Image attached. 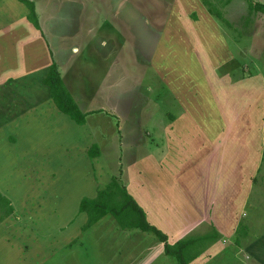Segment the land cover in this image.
Instances as JSON below:
<instances>
[{
    "label": "rangeland",
    "instance_id": "obj_1",
    "mask_svg": "<svg viewBox=\"0 0 264 264\" xmlns=\"http://www.w3.org/2000/svg\"><path fill=\"white\" fill-rule=\"evenodd\" d=\"M15 1L10 3L9 0H0V21L4 22V27L0 25V58L5 63L7 76L13 74V77L20 74L6 86L0 87V92L11 90L14 93V96L5 99L0 93V103L4 102L3 107L6 108L11 106L7 105L6 101L12 104L23 96L34 94L39 88L35 86L38 84L32 80L30 67H28L29 55L33 52L29 45H33L31 42L28 45L26 43L28 38L26 33L30 32L33 35L38 28L35 29L29 25L30 11L26 9L27 5L18 0ZM32 1H36L35 11L38 19L44 22L47 17L54 23L52 28L55 29L56 37H67L63 33L64 30L78 27L74 15L77 9L82 13L79 17L80 32L77 37H71L73 43L68 42L66 48V51L71 54L73 46L77 44L78 51L75 54H78V57L60 56L61 60L58 59L56 64L66 86L74 92L76 90L77 101L84 111L98 112L88 116L86 126L76 127H78L77 131L83 133L91 129L99 134L100 130H104L106 136L104 141V136H100L101 146L99 147L106 166L111 170L118 174L119 172L127 173L130 160L135 154L139 161L148 154L160 156L166 148V127L172 126L178 133L179 128L174 121L180 124L182 121L185 123V118L181 120V115L185 113L200 125L205 124L212 130L221 128L222 142L225 141L229 149L227 153L231 160L228 159L227 163L230 167L223 169V164L220 167L219 164L210 161L205 169V175L195 170H192L189 175L186 173L183 175L181 173L184 169H182L179 176H176L174 171L169 174L165 171L160 175L169 181L166 183L167 187H163L164 190H171L173 186H178L182 197L189 200L188 194H184V185H176L175 179L199 178V181L203 183L202 190L207 194L201 199H210L207 185L215 180L218 172H221L222 177L233 179L243 173L245 174L242 176L253 173L254 168H251V165L254 162V151H248L236 162H233L235 156L231 151V148L234 149L236 146L235 136L242 135L245 142L253 134L252 128L244 119L236 121V117L247 115L252 108L251 104L234 102L236 97L241 100L236 90L239 87H245V81L251 80L261 86L258 79L264 78V15L251 14L246 0H233L227 6L224 5L225 0H208L212 3V7L208 9L210 14L202 0L195 4V9L190 8L185 12L186 8H184L181 12L183 14H178L179 7L175 8L177 11H172L169 5H163V3L170 4V0H129V6L136 11L133 14L144 16L131 17L130 24L124 23L121 17L117 20L114 17L115 9L112 6L109 7L106 0H77L82 4L77 6L71 5V0ZM252 1L264 3V0ZM170 11L176 19L172 23L170 21L165 24L163 16L167 13L169 17ZM198 11L201 17L206 18L205 22L200 20V23H196ZM123 15H126L125 12ZM246 17L252 19L247 28L244 21L249 22V18ZM40 27L42 28V25ZM14 29L19 30L20 35L13 34ZM42 30L44 31L43 28ZM95 33L97 39L91 42L92 35ZM103 41H107L106 44ZM18 51L20 59L17 56ZM10 57L13 58L10 59ZM75 63L81 64L84 69L79 70V67L72 66ZM70 64L71 68L68 67ZM73 74H75L74 83ZM74 84H76L75 90ZM4 87H7V90ZM12 107L19 117L24 114L23 111H29L27 106L23 109ZM5 121V117L0 113V125H4ZM255 128L258 126L255 125ZM41 131L43 134H50L51 128ZM6 134L7 129L3 132L4 141ZM135 135H141L142 141L139 142ZM50 136L54 137V135ZM230 140L232 146L229 145ZM5 142L13 143L9 139ZM24 145H27V149L23 147ZM35 147L36 142L27 143L23 138L19 139V143L10 148L13 156L2 162L0 173H5L6 166H12V170L20 166L22 170L24 165L38 162L40 158ZM86 151L82 152V156L87 159ZM241 162L243 163L240 168L235 167ZM72 164L71 158L68 159L63 164L62 170L67 203L81 195L80 191L85 189V183L81 186L77 184L75 187L70 183L73 175H71L72 170L68 169H72ZM82 165V168H85V163ZM17 172L19 170H15L14 174ZM118 174H115L118 180L127 184ZM155 182V179L149 180L146 176L149 187ZM258 182L259 185L254 189L252 198L257 197V188L264 185V160ZM53 183L50 181L42 190L47 193ZM192 187L194 185H191ZM22 195L21 193V197L17 198V204L19 200L23 204L26 201L39 199V196L35 199L27 196L29 199L24 200ZM38 201L41 205L43 204L42 198ZM1 210L3 213L9 212L8 207L3 203ZM28 212V208L25 207L24 212L21 213V221L26 218ZM64 214L65 217H69L74 214V209L71 211L65 208ZM16 222V219L13 220V223L16 224ZM106 223H108L107 218L101 221L99 227ZM41 230L42 233L43 229ZM93 231H95L91 233L93 236L90 234L84 237V246L81 245L83 238L79 240L81 247L79 250L75 249L76 246L69 248L67 245L64 247L55 245L53 241L51 248L38 249V251L42 250L37 256L41 263L36 264H112L113 261L110 258L114 249L117 250V256L123 255L122 259L123 257L127 259L130 255L131 264H139L140 261L141 264H148L143 263V256H146L148 261L153 258L152 264H177L176 258L165 255L160 240L152 233L143 231L138 233L137 229H131L130 236L133 239L136 237L137 241L135 244L131 242V249H129L125 248L122 240L124 235L128 236L126 231H103L98 227ZM209 234L207 225L201 224L196 233L189 236V239ZM43 241L46 245L47 241L44 239ZM114 244H119V248H116ZM128 249L129 253L125 254ZM228 254L231 253L228 252ZM223 259L218 257L222 264L234 262L233 256L228 257L227 262L222 261ZM34 260H36L35 255ZM133 260L137 262L134 263ZM237 260L242 262L238 264L248 262L243 258Z\"/></svg>",
    "mask_w": 264,
    "mask_h": 264
},
{
    "label": "crops",
    "instance_id": "obj_2",
    "mask_svg": "<svg viewBox=\"0 0 264 264\" xmlns=\"http://www.w3.org/2000/svg\"><path fill=\"white\" fill-rule=\"evenodd\" d=\"M30 1L33 2L32 0ZM190 1H195V3H190ZM9 2L13 3L16 1L9 0ZM18 2L20 1L18 0ZM47 2L51 1L47 0ZM106 2L109 7L112 6L115 9L114 17L117 20L119 17L123 18L124 23L130 24L131 17H144L133 14L136 11L129 6V0H106ZM35 3L36 1L33 2L34 5ZM70 3L76 6L82 5L77 0H71ZM198 3L199 0H170V4L163 3V5H169L172 11H177L175 8L179 7L180 12L178 14H183L181 12L184 8H186L185 12L190 8L195 9V4ZM126 4L127 6H125ZM85 5L87 6V3ZM26 9H28L27 6ZM206 9L209 12L207 7ZM124 12L126 15H123ZM81 14V11L77 9L74 20L78 27L64 30L63 33L67 37L54 36L55 29L52 28L54 23L47 17L43 22L38 19L37 15L38 29L28 17L29 25H32L37 30L33 35L30 32L26 33L28 36L27 45L30 42L33 45H29L33 52L29 55L28 67H30L32 80L38 84L35 86H39V88L34 94L23 96L12 104L6 101L7 105H11L8 108L3 107L4 102L0 103V113L6 119L5 123L2 122L5 126L0 125V167L5 159L13 156L10 148L16 146L19 143V139L22 138L27 143L36 142L35 149L40 158L38 162L24 165L22 170H20V166H16L14 170L11 169L12 166H6L5 173H0V264H33V261H35L34 264L41 263L37 256L40 255L42 250L38 251V249L51 248L52 241L55 245L63 247L66 245L69 248L76 246L75 249L79 250L81 249L79 240L83 238L81 245L84 246L85 236L93 234L95 232L93 230L97 227L102 228L103 231H126L128 236L124 235L122 239L125 248L131 249L130 243L133 242L135 244L137 241L136 237H134L136 239L134 241L132 236H130L131 229L122 228L112 216H106L102 219L103 221L106 218L108 219V223L104 226L99 227L101 220L89 230L83 231L88 216L86 213L80 212L82 200L84 198H96L98 191L104 189L118 172L115 173L106 166L105 158L102 156L99 146H101L100 136H104L103 141L106 136L104 130H100L99 134L91 129H88L86 133L77 131L78 127L76 126H86L88 124V116L98 112L84 111L76 98V84H74V92L66 86L63 80L66 89L70 92L80 110L88 114L86 123L83 125L76 123L69 115L57 107L51 97L50 88L43 83V77L52 64H56L58 59L61 60L60 56L71 57L78 55L75 54L78 51V48H76L77 44L73 46L71 54L66 51V48L68 42L73 43L71 37H77L78 32H80L79 17ZM170 14L169 17L167 13L163 16L165 24L170 21L172 23L176 19V16H173L171 11ZM204 19L206 18L201 17L198 11L196 23H200V20L205 22ZM251 21L252 19L250 18L249 22L244 21L245 28L249 26V23L251 24ZM12 23L15 24L14 22ZM40 23L44 31L40 27ZM0 25L4 27V22L0 21ZM9 27L11 28L12 26L10 25ZM12 32L15 35H20L21 33L15 29ZM96 36V33L92 35L91 42L96 41ZM106 42L103 41L104 44ZM89 45L91 44L89 43ZM18 55L19 51L17 52ZM18 58L20 59L21 57L18 56ZM19 64L18 60L17 65L19 66ZM72 66L79 67V70L84 69L78 63L72 64ZM68 67L71 68V64ZM5 70V63L0 58V87L6 86L15 76L20 75L18 73L13 77V74L7 76ZM74 79L75 74H73V83ZM257 79L256 81L258 82L259 80L261 86L253 80L245 81L246 86L239 87L236 90V94L241 97V100L237 97L234 98V102L247 103L252 106L251 111L247 115H239V117H236V121L244 119L252 128L253 134L245 142L242 135L235 136L236 146L234 149L231 148L235 156L233 162L240 160L248 151H254V162L251 165L254 171L251 175L242 176L245 174L243 173L233 179L222 177L221 172H218L215 180L207 185L210 199H201L202 196L207 194L203 192V183L199 181V178L175 179L176 185H184V194H188L189 200L182 197L181 189L178 186H173L171 190H164L163 187H167L166 183L169 181L160 175L165 171L168 174L174 171L176 176H179L182 169H184L181 173L183 175L185 173L189 175L192 170H195L205 175V169L210 161L219 164L220 167L223 164V169L230 167L227 163L229 159L227 150L229 149H227L225 141L222 142L223 138L220 136L221 128L212 130L205 124L200 125V123L194 122L185 113L181 115V120L185 118V123L182 121L180 124V122L174 121L179 128L178 133L174 131L172 126L166 127V148L160 156L148 154L143 160L139 161L135 154L130 160L127 173L119 172L118 174L120 175L119 177H122L127 182V184L120 182L121 185L126 188L129 195L144 210L150 224L167 235L170 244L189 239V236L196 233L201 224L207 225L210 230L209 235H213L216 238L212 242L207 243L190 264H216L217 262L222 264L218 257H223L222 261L227 262L229 260L228 257L232 256L234 262L230 264L242 263L237 260L239 258L248 260L246 264H264V227H262L264 226V185L259 189L257 188L256 192L258 194L256 198L251 197L256 186L259 185L258 176L264 160V78L261 79L260 77V79ZM4 88L7 90V87ZM233 88L235 89L234 86ZM0 93L3 99L14 96L11 90ZM12 106L20 107L21 109L27 106L29 111H23L24 114L19 117ZM255 125L258 128H255ZM50 128V134H43L41 131L42 129ZM6 129L5 141L9 139L13 141L12 144L6 143L3 139V132ZM67 131L69 132L68 135ZM223 133L225 134V127ZM50 135H54V137L51 138ZM135 136L139 139V142L142 141L141 135ZM229 145L232 146L231 140ZM23 147L27 149V145ZM94 147L99 148L100 155L98 157H90L91 150ZM84 150H87V159L82 156ZM70 158L73 162L72 169H68L72 170L71 175H73L70 183L74 187L77 184L81 186L85 183V189L80 191L81 195L67 203L65 199L67 192L64 186L65 180L62 176V170L64 169L63 164ZM84 163L85 168H82ZM242 163L236 164L235 167L240 168ZM142 164L143 166H141ZM15 170H19V172L14 174ZM146 176H148L149 180L155 179L156 181L150 187L146 183ZM50 181L54 183L46 193L42 189ZM191 185H194V187L191 188ZM21 193L24 200L29 199L27 196H31L32 199L39 196L38 200L42 198L43 204L41 205L38 200L26 201L23 204L19 200V204H17V198L21 197ZM4 200L9 202V206ZM2 203L8 207V211L11 207L12 213H3L1 210ZM25 207L28 208L29 212L25 216L26 218L21 221V213L24 212ZM65 208L71 211L74 209V214L65 217ZM15 219L17 225L13 223ZM41 229H43L42 233L40 232L42 231ZM139 232L140 230H138ZM99 233L103 232L99 231ZM43 239L47 241V246L44 245ZM161 244L162 249H164V244ZM114 245L119 248V244ZM129 249L125 254L129 253ZM228 252L231 254L229 255ZM116 254L117 250L114 249L110 258L113 261L112 264H131L130 255H128L127 259L125 257L122 259L123 255L117 256ZM34 255L36 260H34ZM143 258V263H154L153 258L149 259V261L146 256H143ZM120 259H122V263H120ZM145 259H147L146 262ZM216 259L217 261H215ZM132 262L136 263L137 261L133 260ZM138 263L141 264V261ZM177 264H179L178 261Z\"/></svg>",
    "mask_w": 264,
    "mask_h": 264
},
{
    "label": "trees",
    "instance_id": "obj_3",
    "mask_svg": "<svg viewBox=\"0 0 264 264\" xmlns=\"http://www.w3.org/2000/svg\"><path fill=\"white\" fill-rule=\"evenodd\" d=\"M19 1L27 5L30 11L28 17L38 28L37 14L33 2L30 0ZM231 1L225 0L224 5L230 4ZM246 1L249 3V12L251 14L260 13L264 15V3H254L252 0ZM203 3L208 9L212 7V3L208 0H203ZM43 83L50 88L51 97L62 112L69 115L78 124L83 125L86 123L88 114L80 110L74 98L66 89L56 64L50 66L48 72L43 77ZM99 155V148L94 147L91 150L90 157H98ZM4 201L9 206V202L7 200ZM12 211L10 207L7 214L12 213ZM80 212L86 213L88 216L83 231L89 230L104 217L112 216L124 229H137L157 236L160 242L164 243V253L167 256L176 258L179 264H190L200 253L201 249L216 238L213 235H206L170 244L167 235L148 222L144 210L129 195L126 188L121 185L117 176H113L112 181L104 189L98 191L96 198H84L80 206Z\"/></svg>",
    "mask_w": 264,
    "mask_h": 264
}]
</instances>
